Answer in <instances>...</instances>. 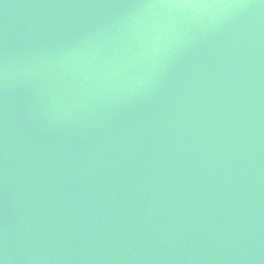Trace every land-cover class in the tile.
Masks as SVG:
<instances>
[{"label":"water","instance_id":"water-1","mask_svg":"<svg viewBox=\"0 0 264 264\" xmlns=\"http://www.w3.org/2000/svg\"><path fill=\"white\" fill-rule=\"evenodd\" d=\"M0 262L264 264V0H0Z\"/></svg>","mask_w":264,"mask_h":264},{"label":"clouds","instance_id":"clouds-1","mask_svg":"<svg viewBox=\"0 0 264 264\" xmlns=\"http://www.w3.org/2000/svg\"><path fill=\"white\" fill-rule=\"evenodd\" d=\"M182 5H177V7H180ZM189 7H203L202 5H188Z\"/></svg>","mask_w":264,"mask_h":264},{"label":"snow or ice","instance_id":"snow-or-ice-1","mask_svg":"<svg viewBox=\"0 0 264 264\" xmlns=\"http://www.w3.org/2000/svg\"><path fill=\"white\" fill-rule=\"evenodd\" d=\"M0 264H2V262H0Z\"/></svg>","mask_w":264,"mask_h":264}]
</instances>
